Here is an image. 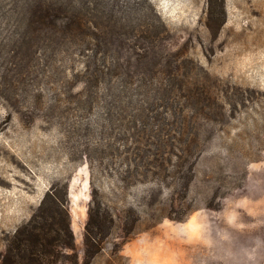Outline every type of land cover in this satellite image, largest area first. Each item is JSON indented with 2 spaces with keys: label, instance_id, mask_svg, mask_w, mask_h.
Returning <instances> with one entry per match:
<instances>
[{
  "label": "rangeland",
  "instance_id": "obj_1",
  "mask_svg": "<svg viewBox=\"0 0 264 264\" xmlns=\"http://www.w3.org/2000/svg\"><path fill=\"white\" fill-rule=\"evenodd\" d=\"M52 185L46 264H264V0H0V262Z\"/></svg>",
  "mask_w": 264,
  "mask_h": 264
},
{
  "label": "trees",
  "instance_id": "obj_2",
  "mask_svg": "<svg viewBox=\"0 0 264 264\" xmlns=\"http://www.w3.org/2000/svg\"><path fill=\"white\" fill-rule=\"evenodd\" d=\"M124 175L129 179L134 176V171L127 170ZM112 223L113 215L108 208L97 206L92 200L84 227L85 261L103 249ZM61 249H76L75 233L68 185H64L61 191L57 185H52L29 221L15 232L0 264H46L45 258L54 259ZM73 256L78 264L79 256L76 253Z\"/></svg>",
  "mask_w": 264,
  "mask_h": 264
}]
</instances>
